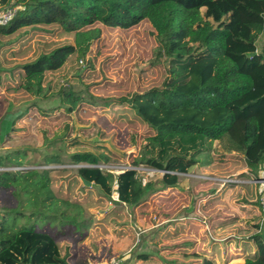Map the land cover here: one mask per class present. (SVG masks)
Masks as SVG:
<instances>
[{
	"label": "trees",
	"instance_id": "obj_1",
	"mask_svg": "<svg viewBox=\"0 0 264 264\" xmlns=\"http://www.w3.org/2000/svg\"><path fill=\"white\" fill-rule=\"evenodd\" d=\"M13 4L19 7L16 15L0 21V47L2 37L41 24H58L75 33L74 44L55 47L21 66L17 88L35 96L46 93L47 73L60 70L74 54L87 55L102 33L98 23L130 29L147 20L157 33L158 54L168 62V76L162 86L124 98L154 134L133 167L119 174L101 168L109 161L104 154H71L82 183H91L86 186L96 187L112 201L117 179L119 202L134 209L150 196L178 187L179 174L210 164L215 141L223 152L241 153L248 169L264 177V46L259 50L257 44L264 34V0H0V8ZM58 95L67 113L85 101L72 87L61 88ZM19 154L0 156V165L21 166ZM46 160L61 163L57 154ZM142 164L162 170L163 176L144 183L136 168ZM1 177L24 179L37 194L32 209H5L0 214V264H71L58 243L67 234L81 242L75 264H87L89 249L83 240L90 220L77 203L73 206L57 196L51 170H6ZM61 215L68 223L53 233L56 223L46 221ZM35 216L42 228L18 225V217ZM252 239L256 251L244 264H264V232L257 231ZM142 257L160 261L155 254Z\"/></svg>",
	"mask_w": 264,
	"mask_h": 264
},
{
	"label": "rangeland",
	"instance_id": "obj_2",
	"mask_svg": "<svg viewBox=\"0 0 264 264\" xmlns=\"http://www.w3.org/2000/svg\"><path fill=\"white\" fill-rule=\"evenodd\" d=\"M95 26L102 33L87 55L74 54L60 70L47 73V91L41 96L17 88L22 82L21 66L55 47L74 44L75 33L65 32L58 24H41L2 37L0 156L19 151L22 161L21 166L3 167L9 172L51 170L57 196L69 200L70 204L77 203L90 220L87 237L83 240L89 249L88 261L98 263L119 257L122 264H153L149 258L142 257L150 253L160 260L155 264L167 260L189 264L188 252L191 254L197 249L191 248L190 252L187 248L192 238L202 235L208 247L219 252L231 253L237 245L248 244L246 241L258 231L257 224L263 216L260 206L263 173L253 174L241 153L223 152L217 141L208 158L210 164L179 174L178 187L158 192L134 209L114 202L113 198L109 201L96 187L82 183L77 174L79 164H73L70 158L75 152L108 156L109 161L100 166L115 174L133 167L135 158L154 131L124 98L160 87L168 76V62L159 57L160 43L149 21L130 29L101 23ZM257 44L259 50L263 48L264 34ZM63 87H72L84 95L85 101L72 113L65 111L58 95ZM20 114L23 116L19 117ZM52 154L59 155L61 163L48 164L46 159ZM136 168L145 183L163 176L162 170L146 164ZM0 179L11 181L9 177ZM19 184L21 206L30 209L37 190L24 179ZM8 186H0V199H10L12 191L18 192L13 188L9 190ZM73 206L68 207L72 210ZM17 221L21 227L32 224L43 227L37 216L18 217ZM48 221L56 223L52 224L53 233L68 223L65 215ZM58 243L62 252L68 253L69 261L75 264L81 253V242L67 234ZM178 252L182 254L176 258Z\"/></svg>",
	"mask_w": 264,
	"mask_h": 264
},
{
	"label": "crops",
	"instance_id": "obj_3",
	"mask_svg": "<svg viewBox=\"0 0 264 264\" xmlns=\"http://www.w3.org/2000/svg\"><path fill=\"white\" fill-rule=\"evenodd\" d=\"M0 166L3 167L2 165H0ZM13 171H18V170H13ZM20 181H23V179L19 180V181L11 180L10 182L7 179H0V186L9 185L8 186L9 190L11 188H13V190L16 191L17 189H19V187H21L19 184ZM11 193H12V196H10V199H6V200L0 199V214H2V212L5 210V208H1V207H7V209L8 208L9 209H21L22 208L21 202H20L21 192L18 191L16 193V192L12 191ZM1 200H3V201L1 202ZM27 208L28 207H26V209ZM187 218H191V217H187ZM201 221L203 222V220H201ZM203 223H205V222H203ZM194 224H195V222H194ZM205 224L207 225V223H205ZM223 224H225V223H223ZM206 225H205V227H206ZM258 227H259V224H257V229H258ZM222 229H224V227H222ZM257 229H256V231H257ZM202 236L200 238L199 237L192 238L193 241L191 239L192 244L189 245L190 248H187V251L191 252V248H192V250L197 249V251L191 252V254L188 252L187 259H186L187 263H189V264H202L204 261H209L212 264H244L246 258L251 256L252 254H254L256 251V245H255L253 239H250V240L246 241L248 244L237 245L235 250H233V249L231 250V253L227 252V251L219 252L218 250H214L211 247H208V242L204 241L202 239L203 238ZM196 246H197V248H196ZM181 254H182V252L181 253L178 252L177 254H175L176 255L175 257L176 258L180 257ZM138 257H141V253H139ZM125 259H127V257L126 258L124 257V260ZM88 260H89V250H88ZM172 262H173V260H172ZM70 263L72 264V262H70ZM124 263H125V261H124ZM140 263H141V261H140ZM152 263L155 264L154 262H152Z\"/></svg>",
	"mask_w": 264,
	"mask_h": 264
},
{
	"label": "built area",
	"instance_id": "obj_4",
	"mask_svg": "<svg viewBox=\"0 0 264 264\" xmlns=\"http://www.w3.org/2000/svg\"><path fill=\"white\" fill-rule=\"evenodd\" d=\"M18 8H19L18 6L13 4L11 6H8L4 9L0 10V21L7 22L10 19H12L16 15ZM101 168H103V167L101 166ZM6 170H9V169L0 166V172L6 171ZM225 182H226V180H225ZM112 198L114 201H119L118 180L117 179L114 182ZM260 203H261L260 206H261V209L263 212V216H262V220L259 223L258 231L264 232V192L262 193ZM87 264H122V259L119 257H113V258H111L105 262H98L97 263V262L88 261Z\"/></svg>",
	"mask_w": 264,
	"mask_h": 264
},
{
	"label": "water",
	"instance_id": "obj_5",
	"mask_svg": "<svg viewBox=\"0 0 264 264\" xmlns=\"http://www.w3.org/2000/svg\"><path fill=\"white\" fill-rule=\"evenodd\" d=\"M84 184H88V185H91V183L87 182V181H84Z\"/></svg>",
	"mask_w": 264,
	"mask_h": 264
}]
</instances>
